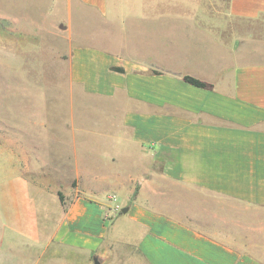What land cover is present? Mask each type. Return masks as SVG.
<instances>
[{
    "label": "crops",
    "instance_id": "crops-1",
    "mask_svg": "<svg viewBox=\"0 0 264 264\" xmlns=\"http://www.w3.org/2000/svg\"><path fill=\"white\" fill-rule=\"evenodd\" d=\"M55 7L67 12L71 34L73 14L84 23L93 16V34H81L70 51L71 79L115 104L111 151L96 155L117 168V190L123 171L140 189L120 198L125 212L91 194L64 209L48 184L21 181L35 207L7 229L29 247L18 264H54L55 245L106 249L119 264H264V35L243 22L264 15V0H227L225 10L222 0H56ZM180 188L209 200L198 204L207 212L181 214L183 197L166 193Z\"/></svg>",
    "mask_w": 264,
    "mask_h": 264
},
{
    "label": "rangeland",
    "instance_id": "rangeland-1",
    "mask_svg": "<svg viewBox=\"0 0 264 264\" xmlns=\"http://www.w3.org/2000/svg\"><path fill=\"white\" fill-rule=\"evenodd\" d=\"M226 1L222 0L223 10ZM55 5L56 0H0V261L6 259L11 264H18L20 255L30 252L7 230L18 225L19 217L25 220L34 211L35 193L21 181L48 184L55 195L62 196L64 209L76 197L91 194L113 204L112 212H121L120 198L134 197L140 189L136 176L123 171V188L117 190V168L106 156L99 160L96 155L111 151L110 136L116 128L110 119L115 104L83 93L71 79L70 51L81 34H93V16L84 23L82 16L80 20L73 14L71 34L65 18L69 16L63 18L61 14L67 12L53 9ZM243 22L247 29H261L264 35V15ZM232 23L240 21L230 19ZM103 32L98 29L99 38ZM98 37L89 41L93 43ZM78 161L85 166L81 176L76 172ZM176 192L166 193L184 198L177 208L181 214L209 209L198 205L209 204V200L197 192L181 188ZM112 212L105 216L107 224ZM102 253L87 254L55 245L54 264H96L95 257L100 264H119L108 250Z\"/></svg>",
    "mask_w": 264,
    "mask_h": 264
},
{
    "label": "trees",
    "instance_id": "trees-1",
    "mask_svg": "<svg viewBox=\"0 0 264 264\" xmlns=\"http://www.w3.org/2000/svg\"><path fill=\"white\" fill-rule=\"evenodd\" d=\"M115 69H118L119 71H123L122 68H115ZM184 78H185L186 81H188L190 83H193V84H196V85H200V86H208L207 83H205V82H203V81H201L199 79H196V78H194L192 76H187L186 75ZM61 199H62V196H61Z\"/></svg>",
    "mask_w": 264,
    "mask_h": 264
},
{
    "label": "water",
    "instance_id": "water-1",
    "mask_svg": "<svg viewBox=\"0 0 264 264\" xmlns=\"http://www.w3.org/2000/svg\"><path fill=\"white\" fill-rule=\"evenodd\" d=\"M127 209H128V208L125 207V208L122 209V211L125 212V211H127ZM94 262H95L96 264H100V261L98 260L97 257L94 258Z\"/></svg>",
    "mask_w": 264,
    "mask_h": 264
}]
</instances>
